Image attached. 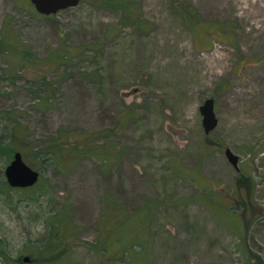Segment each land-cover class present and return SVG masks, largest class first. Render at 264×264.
Segmentation results:
<instances>
[{"label": "rangeland", "instance_id": "obj_1", "mask_svg": "<svg viewBox=\"0 0 264 264\" xmlns=\"http://www.w3.org/2000/svg\"><path fill=\"white\" fill-rule=\"evenodd\" d=\"M111 1L0 0V264H264V15Z\"/></svg>", "mask_w": 264, "mask_h": 264}, {"label": "water", "instance_id": "obj_2", "mask_svg": "<svg viewBox=\"0 0 264 264\" xmlns=\"http://www.w3.org/2000/svg\"><path fill=\"white\" fill-rule=\"evenodd\" d=\"M31 2L40 13L50 15L61 9L76 6L80 0H31ZM200 110L203 114L202 122L205 132L209 133L216 128L219 122L215 111L214 98H207L200 106ZM225 154L228 160L235 167H238L239 155L229 147L225 149ZM4 174L10 186L21 188L34 186L41 177V172L25 160L21 151H15L11 161L5 167Z\"/></svg>", "mask_w": 264, "mask_h": 264}, {"label": "bare ground", "instance_id": "obj_3", "mask_svg": "<svg viewBox=\"0 0 264 264\" xmlns=\"http://www.w3.org/2000/svg\"><path fill=\"white\" fill-rule=\"evenodd\" d=\"M217 2H220L221 0H216ZM245 3H249V5L251 6V4H253L252 2H254L255 4V6H256V8H257V11H256V16L257 17H261L262 15H264V4H260V1L261 0H243ZM252 1V2H251ZM214 5H216V4H214ZM245 9V11H247V9H249V7H246V8H244ZM245 18H247V17H245ZM261 26H263V24L261 25ZM259 27L258 28V30L259 31H263L264 30V28L263 27Z\"/></svg>", "mask_w": 264, "mask_h": 264}, {"label": "trees", "instance_id": "obj_4", "mask_svg": "<svg viewBox=\"0 0 264 264\" xmlns=\"http://www.w3.org/2000/svg\"><path fill=\"white\" fill-rule=\"evenodd\" d=\"M104 1V5L105 6H111V3L113 2V1H111V0H103ZM124 4V6H125V8H126V10L129 8V7H127V3H123ZM27 52V51H26ZM26 52H25V50H23V53H24V57L25 56H27V55H25L26 54ZM63 54H65V53H63ZM19 150V149H18ZM18 150H16V151H18ZM49 153H51V154H53V151H51V149H50V151H49ZM23 154V153H22ZM54 158H55V154H54V156H53ZM41 177H42V175H41ZM41 177H40V179H41ZM39 179V180H40ZM38 183H39V181H38ZM38 183H36L34 186H37V184ZM32 187V186H31ZM25 189V188H24ZM64 217L66 218V214L64 215ZM61 224V223H60Z\"/></svg>", "mask_w": 264, "mask_h": 264}]
</instances>
